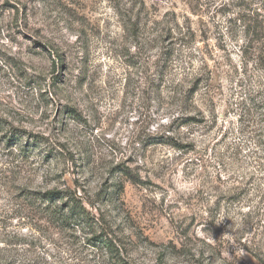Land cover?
Instances as JSON below:
<instances>
[{
  "label": "rangeland",
  "instance_id": "obj_1",
  "mask_svg": "<svg viewBox=\"0 0 264 264\" xmlns=\"http://www.w3.org/2000/svg\"><path fill=\"white\" fill-rule=\"evenodd\" d=\"M0 264H264V0H0Z\"/></svg>",
  "mask_w": 264,
  "mask_h": 264
},
{
  "label": "trees",
  "instance_id": "obj_2",
  "mask_svg": "<svg viewBox=\"0 0 264 264\" xmlns=\"http://www.w3.org/2000/svg\"><path fill=\"white\" fill-rule=\"evenodd\" d=\"M8 134L6 133L4 138H7L10 143L11 142L13 143V142L19 140L18 139L19 134L15 130L11 131ZM19 138H21V135L19 136ZM46 196L48 197L47 201H51V200H56L57 199L55 192H50ZM60 202H64V201L61 200ZM69 209L71 210V217L73 219L78 218L79 220H84L85 219V220L89 221V219H90L89 218V213L86 211V209L84 207V204L81 201L75 200L73 202V206H70ZM102 244H103V247H105L109 251L110 255H116L118 253V250L114 247V245H113V243L111 241L102 240Z\"/></svg>",
  "mask_w": 264,
  "mask_h": 264
}]
</instances>
